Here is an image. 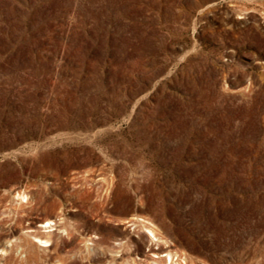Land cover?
Returning <instances> with one entry per match:
<instances>
[{"label": "rangeland", "instance_id": "1", "mask_svg": "<svg viewBox=\"0 0 264 264\" xmlns=\"http://www.w3.org/2000/svg\"><path fill=\"white\" fill-rule=\"evenodd\" d=\"M0 264H264V0H0Z\"/></svg>", "mask_w": 264, "mask_h": 264}, {"label": "bare ground", "instance_id": "2", "mask_svg": "<svg viewBox=\"0 0 264 264\" xmlns=\"http://www.w3.org/2000/svg\"><path fill=\"white\" fill-rule=\"evenodd\" d=\"M154 236V235H153ZM47 241H44V243H46ZM170 260H171V257H170Z\"/></svg>", "mask_w": 264, "mask_h": 264}]
</instances>
